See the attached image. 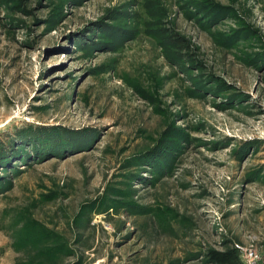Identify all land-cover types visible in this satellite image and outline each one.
Here are the masks:
<instances>
[{
	"label": "rangeland",
	"instance_id": "rangeland-1",
	"mask_svg": "<svg viewBox=\"0 0 264 264\" xmlns=\"http://www.w3.org/2000/svg\"><path fill=\"white\" fill-rule=\"evenodd\" d=\"M264 264V0H0V264Z\"/></svg>",
	"mask_w": 264,
	"mask_h": 264
},
{
	"label": "trees",
	"instance_id": "trees-1",
	"mask_svg": "<svg viewBox=\"0 0 264 264\" xmlns=\"http://www.w3.org/2000/svg\"><path fill=\"white\" fill-rule=\"evenodd\" d=\"M202 257L208 264H242L234 246L226 245L222 249L208 247L203 251Z\"/></svg>",
	"mask_w": 264,
	"mask_h": 264
}]
</instances>
